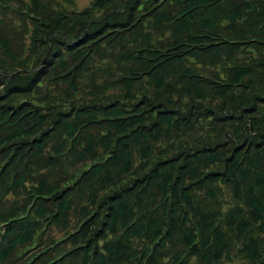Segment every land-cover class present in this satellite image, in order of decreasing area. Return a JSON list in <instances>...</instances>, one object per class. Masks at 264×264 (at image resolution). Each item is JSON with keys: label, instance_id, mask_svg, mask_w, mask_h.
<instances>
[{"label": "trees", "instance_id": "1", "mask_svg": "<svg viewBox=\"0 0 264 264\" xmlns=\"http://www.w3.org/2000/svg\"><path fill=\"white\" fill-rule=\"evenodd\" d=\"M69 5L0 0V264H264V0Z\"/></svg>", "mask_w": 264, "mask_h": 264}, {"label": "rangeland", "instance_id": "2", "mask_svg": "<svg viewBox=\"0 0 264 264\" xmlns=\"http://www.w3.org/2000/svg\"><path fill=\"white\" fill-rule=\"evenodd\" d=\"M61 1V0H58ZM90 0H73L74 6L69 5V9H73L76 11H81L85 9L89 5ZM17 25H19V22H16Z\"/></svg>", "mask_w": 264, "mask_h": 264}]
</instances>
